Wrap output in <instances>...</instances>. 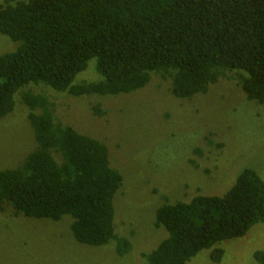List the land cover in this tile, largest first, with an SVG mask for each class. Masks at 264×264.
I'll return each mask as SVG.
<instances>
[{
  "label": "trees",
  "instance_id": "16d2710c",
  "mask_svg": "<svg viewBox=\"0 0 264 264\" xmlns=\"http://www.w3.org/2000/svg\"><path fill=\"white\" fill-rule=\"evenodd\" d=\"M0 36L17 44L0 54V120L17 100L37 146L20 166L0 170V212L9 207L51 221L68 216L77 243L113 241L119 257L131 250L114 233L122 176L104 143L58 119L54 94L125 96L156 78L185 101L226 78L247 101L264 106V0H3ZM91 61L100 81L77 80ZM91 111L105 114L99 105ZM161 205L154 226L168 237L141 256L147 264H186L264 225V181L243 168L222 195ZM223 253L213 249L212 261ZM254 259L264 264V252Z\"/></svg>",
  "mask_w": 264,
  "mask_h": 264
},
{
  "label": "rangeland",
  "instance_id": "374dc122",
  "mask_svg": "<svg viewBox=\"0 0 264 264\" xmlns=\"http://www.w3.org/2000/svg\"><path fill=\"white\" fill-rule=\"evenodd\" d=\"M16 46L0 36V54ZM80 76L100 81L94 61L76 79ZM51 101L59 120L108 147L111 164L123 179L113 199L114 233L129 240L131 250L119 257L113 241L100 247L77 243L68 216L38 220L6 207L0 212V264H147L141 254L168 237L154 226L161 204L187 202L198 194L222 195L243 168L253 169L264 181V106L247 101L226 78L205 95L185 101L171 97L167 83L156 78L131 95L54 94ZM14 102L13 112L0 120V170L20 166L37 147L27 110ZM96 105L105 113L101 117L91 111ZM197 147L202 155L194 158ZM217 247L224 253L214 263ZM258 251L264 252V225L204 250L186 264H257Z\"/></svg>",
  "mask_w": 264,
  "mask_h": 264
}]
</instances>
